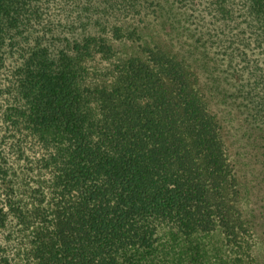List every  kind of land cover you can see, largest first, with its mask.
<instances>
[{
    "label": "trees",
    "instance_id": "trees-1",
    "mask_svg": "<svg viewBox=\"0 0 264 264\" xmlns=\"http://www.w3.org/2000/svg\"><path fill=\"white\" fill-rule=\"evenodd\" d=\"M0 128V264H264V0H0Z\"/></svg>",
    "mask_w": 264,
    "mask_h": 264
},
{
    "label": "rangeland",
    "instance_id": "rangeland-1",
    "mask_svg": "<svg viewBox=\"0 0 264 264\" xmlns=\"http://www.w3.org/2000/svg\"><path fill=\"white\" fill-rule=\"evenodd\" d=\"M225 110H227V109H225ZM232 117H233V115L230 112H228V114L226 115L225 118H227L229 121H231ZM236 124H237V121L233 122L234 129L237 127ZM2 132H3V130H2V128H0V138L2 136ZM5 137H6V134H5ZM249 148H252V147H249ZM251 150H252V155L249 154L247 157L248 165H247V167H244V169H243V170H245V174H247V172L257 173L264 168V166L262 164L264 162L263 155H260V157H259L258 154H256V157H255L253 155V149H251ZM214 243H216V242H214V240H210L207 243V247L210 249V252H212L216 248V246L219 247V245H214Z\"/></svg>",
    "mask_w": 264,
    "mask_h": 264
}]
</instances>
